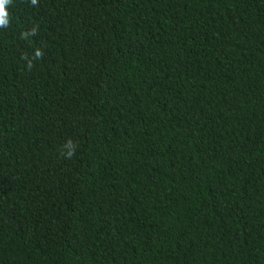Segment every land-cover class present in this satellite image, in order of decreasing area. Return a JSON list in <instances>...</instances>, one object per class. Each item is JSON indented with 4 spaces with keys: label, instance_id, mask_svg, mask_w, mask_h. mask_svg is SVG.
<instances>
[{
    "label": "trees",
    "instance_id": "16d2710c",
    "mask_svg": "<svg viewBox=\"0 0 264 264\" xmlns=\"http://www.w3.org/2000/svg\"><path fill=\"white\" fill-rule=\"evenodd\" d=\"M0 21V264H264V0Z\"/></svg>",
    "mask_w": 264,
    "mask_h": 264
},
{
    "label": "clouds",
    "instance_id": "9594fccd",
    "mask_svg": "<svg viewBox=\"0 0 264 264\" xmlns=\"http://www.w3.org/2000/svg\"><path fill=\"white\" fill-rule=\"evenodd\" d=\"M5 0H0V15H3V4H4ZM2 22V21H0Z\"/></svg>",
    "mask_w": 264,
    "mask_h": 264
}]
</instances>
